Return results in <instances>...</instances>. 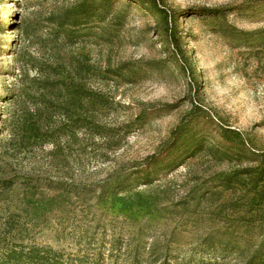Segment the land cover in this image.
<instances>
[{"label":"rangeland","instance_id":"374dc122","mask_svg":"<svg viewBox=\"0 0 264 264\" xmlns=\"http://www.w3.org/2000/svg\"><path fill=\"white\" fill-rule=\"evenodd\" d=\"M33 247L264 264V0H0V264Z\"/></svg>","mask_w":264,"mask_h":264},{"label":"trees","instance_id":"16d2710c","mask_svg":"<svg viewBox=\"0 0 264 264\" xmlns=\"http://www.w3.org/2000/svg\"><path fill=\"white\" fill-rule=\"evenodd\" d=\"M48 84H51V83L44 84L42 89L46 90L47 89L46 86ZM198 108H199L198 105H195L193 112H196ZM80 122L83 123V128H85L86 131L90 135L91 134L102 135L103 132H101L100 127L97 126L95 122V116L87 114L83 119L80 120ZM148 176L149 175H146L144 178L148 179ZM145 184L146 185L152 184V181H146ZM3 261L8 262L6 264H62L64 263L59 258L53 256L51 254V251H48L47 249L40 248V247H33L29 249L28 251L13 250L8 254V256L6 257V260H2V262ZM249 264H255V258H253L249 262Z\"/></svg>","mask_w":264,"mask_h":264}]
</instances>
